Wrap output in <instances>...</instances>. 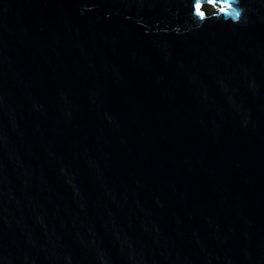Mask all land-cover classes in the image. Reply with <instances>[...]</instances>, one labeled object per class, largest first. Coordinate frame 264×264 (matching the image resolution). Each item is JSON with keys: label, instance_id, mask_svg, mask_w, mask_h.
<instances>
[{"label": "water", "instance_id": "obj_1", "mask_svg": "<svg viewBox=\"0 0 264 264\" xmlns=\"http://www.w3.org/2000/svg\"><path fill=\"white\" fill-rule=\"evenodd\" d=\"M0 264H264V0H0Z\"/></svg>", "mask_w": 264, "mask_h": 264}, {"label": "rangeland", "instance_id": "obj_2", "mask_svg": "<svg viewBox=\"0 0 264 264\" xmlns=\"http://www.w3.org/2000/svg\"><path fill=\"white\" fill-rule=\"evenodd\" d=\"M205 7L208 13L215 9V6L213 4H206Z\"/></svg>", "mask_w": 264, "mask_h": 264}]
</instances>
